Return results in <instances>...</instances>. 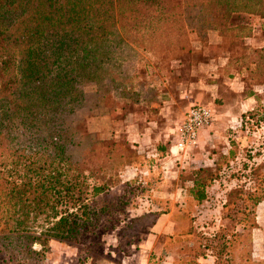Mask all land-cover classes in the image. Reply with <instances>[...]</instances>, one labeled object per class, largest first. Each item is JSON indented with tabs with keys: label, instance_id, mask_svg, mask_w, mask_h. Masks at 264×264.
I'll list each match as a JSON object with an SVG mask.
<instances>
[{
	"label": "trees",
	"instance_id": "1",
	"mask_svg": "<svg viewBox=\"0 0 264 264\" xmlns=\"http://www.w3.org/2000/svg\"><path fill=\"white\" fill-rule=\"evenodd\" d=\"M239 14L264 18V0H0L4 264H43L50 240L77 243L92 232L104 211L96 199L119 180L120 167L135 149L125 133H115L106 121L101 132L88 127L91 119L109 114L87 101L85 83L93 82L99 95L111 84L117 97L137 103L151 92L150 82L147 71L132 72L124 53L132 55L133 47L157 60L170 56V63L180 67L192 55L190 34L201 42L212 32L225 38L234 31L232 17ZM252 55L260 61L256 68L262 76L255 86L263 90L247 88V65L237 74L243 94L256 101L264 93V48ZM154 67L160 70L158 63ZM165 68L176 72L169 63ZM123 110L124 117L135 113ZM229 143L227 156L234 158V142ZM156 151L164 156L170 149L159 142ZM261 169V164L250 167L251 178L261 176L252 188L230 189L222 220L239 224L262 202ZM208 174L199 167L179 176L180 189L196 205L208 201V189L217 179ZM238 214L241 218L235 219ZM224 247L220 241L209 248L221 254Z\"/></svg>",
	"mask_w": 264,
	"mask_h": 264
},
{
	"label": "rangeland",
	"instance_id": "2",
	"mask_svg": "<svg viewBox=\"0 0 264 264\" xmlns=\"http://www.w3.org/2000/svg\"><path fill=\"white\" fill-rule=\"evenodd\" d=\"M230 26L234 31L221 39L234 44L228 48L236 51L229 59L228 67L223 69L225 79H222L226 81L228 75L237 74L238 68L247 65L251 69L250 78L246 81L247 88L261 91L263 85L262 88L255 86L256 78L262 81L260 70L256 68L260 61L254 59L252 50L264 48V18L258 15H234ZM189 38L192 55L180 67L170 63V56L157 60L133 47L136 56L133 52L132 55L129 51L124 53L132 72L147 71L151 88V92L143 93L137 103L128 99L131 107L124 106L127 99L117 97L111 84H107L102 95H99L93 82L85 83L89 103L105 107L109 117L116 121L124 117L123 109L135 111V114L127 115L129 122L135 123L140 131L147 129L155 140L153 143H143L140 148H132L133 153L126 166L119 169L122 171L119 180L106 196L96 199L104 211L100 212L93 231L83 235L77 243L50 240L47 259L43 264H79L81 260L88 264H264V199L247 220L239 224L229 219L222 220L227 212L224 204L230 189L237 186L250 189L261 181V176L250 177V167L261 164L264 174V93L260 94L252 109L244 114L234 109L230 116L227 115L229 105L238 97L229 92V86L223 84L215 104L209 105L202 97L197 101H180L175 104V115L169 119L163 118L156 106L158 99L153 84L156 82L161 86L158 77L165 78L168 81L167 88L177 92L183 85L176 84L186 79L188 73L184 72L189 70V62L201 59L202 54L194 53L195 47L208 42L209 34L205 42H201L194 34H190ZM239 59L241 61L235 62ZM155 63L159 64L160 70L154 67ZM167 63L173 65L176 72H168L165 68ZM242 73L249 75L246 71ZM134 79L132 87L136 86ZM190 104H201L212 109V122L200 134L204 137H208L209 133L221 136L215 138L213 146L207 140L208 151L198 161L186 158L188 164L184 162L185 159H181L182 164L178 161L169 163L155 152L156 145L162 141L165 148L170 149L174 138L172 133L181 123L185 108ZM226 117L231 119L229 125H225ZM167 123L170 130L167 134H160L162 124ZM88 127L91 130L93 128L91 124ZM230 140L234 142V158L222 154L231 149ZM195 149L188 152L193 153ZM181 154L184 155L180 152L175 155L176 158ZM167 155L172 156L170 151L164 152V156ZM207 158L213 160L212 166H207ZM175 166L179 167L176 173H169L168 168L173 169ZM199 167L208 169V175L217 176V179L208 189V201L196 205L187 191L180 189L179 176L183 171ZM185 186L189 187V184ZM169 213H172L170 219L174 223V232L167 235L153 233L151 228L157 218ZM239 218L240 214L236 215L235 219ZM3 229L0 222V234ZM220 241L225 244L221 254L217 249L212 251L209 248L216 247ZM35 247L38 249V246ZM5 258L8 259L0 253V264H4Z\"/></svg>",
	"mask_w": 264,
	"mask_h": 264
},
{
	"label": "crops",
	"instance_id": "3",
	"mask_svg": "<svg viewBox=\"0 0 264 264\" xmlns=\"http://www.w3.org/2000/svg\"><path fill=\"white\" fill-rule=\"evenodd\" d=\"M231 45L234 44H230L226 40H222L221 37L216 32L210 33L208 42L202 44L199 47H195L194 53L199 55L202 54L201 59L197 61L189 62V68H188L189 70L188 71L186 70L187 72H184V73H188V75H186L187 76L186 79H183L184 80L183 82L180 81L177 82L176 85L178 86L183 85L182 87L177 89L178 90L177 92L167 88L168 81L165 80V78L158 77L159 83H161L162 85L161 86L157 85V83L155 82L153 84V87L156 89L155 97L156 99H158V101H156L157 103L156 106L159 108V113H160L159 115H162V117L166 119L171 118L172 116L175 115L174 114L175 104L179 103L180 101L182 102L197 101L199 100V98L202 97L205 99L204 101L206 100L208 101L209 105L213 103L215 104L216 99L220 95L219 88H221L223 84L229 86L228 87L229 92L235 94L238 97V100H235V102L229 105V111L227 112V115H230L234 109L239 110L241 114H244L248 110L252 109L255 99L252 97H247L243 94L244 88L242 86V82L240 81V78H238L237 76L238 74L231 73V75L227 76L226 81L224 80L225 77L222 74L223 69L228 67L229 59H231L234 56V52L236 51L228 48ZM211 50L212 53L214 54L210 53ZM124 102H125L124 106L131 107L130 102L128 100H125ZM191 105L194 104H190L188 107H186L185 108L186 111ZM224 119L226 120L225 125H229L231 119H229V117H226ZM103 121L104 122L106 121L110 125L112 130L115 131V133L117 134L120 132L125 133L127 135V139L129 140V142H131L134 145V148H140L143 143L144 144L153 143L155 140L148 133L147 129L140 131L137 129L138 126L135 123L129 122V116H125V118L123 117L120 119L117 118V121L113 120L109 116L102 118H95V119H91L88 124L92 125L93 132H101ZM162 125L163 126L160 128L159 133L167 134L168 130H170V128L168 127V123ZM219 136L221 135H218L217 133L215 134L209 133L208 137L207 136L204 137V135L202 134L201 136H199L197 144L192 148V149L196 148L193 153L186 152L184 153V155L181 154L177 158L173 154L172 156H168V155L163 156L161 154L162 160H166L169 163L171 162L176 163V161H178L180 164L183 163L181 162V159L182 160L185 159L184 162L188 164L186 158L189 159V161H198L200 157L205 155V153H207L208 151L206 147L209 145L207 140L211 141V146H213L215 145L214 143L215 138ZM155 152L157 153L156 149ZM227 153L228 150L226 152H222L223 155ZM206 161H207V166H212L213 163L212 159L207 158ZM168 167H170V165ZM178 168H176V166L175 168L173 167V169L168 168L169 173L171 172L172 174H175ZM171 214L172 213L163 214L159 216L155 221V223L153 224L151 231L155 234L156 233L159 234L161 233L165 235L172 234L174 232V223L170 219L172 216Z\"/></svg>",
	"mask_w": 264,
	"mask_h": 264
},
{
	"label": "built area",
	"instance_id": "4",
	"mask_svg": "<svg viewBox=\"0 0 264 264\" xmlns=\"http://www.w3.org/2000/svg\"><path fill=\"white\" fill-rule=\"evenodd\" d=\"M213 119L212 109L201 104L191 105L184 114L181 123L172 133L173 145L170 152L178 155L190 151L199 139L201 131L210 126Z\"/></svg>",
	"mask_w": 264,
	"mask_h": 264
}]
</instances>
